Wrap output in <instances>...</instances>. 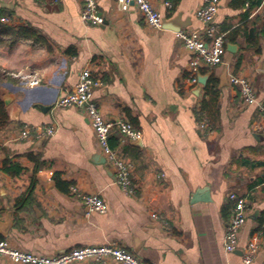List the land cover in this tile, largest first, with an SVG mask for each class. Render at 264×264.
I'll return each instance as SVG.
<instances>
[{
	"label": "crops",
	"instance_id": "1",
	"mask_svg": "<svg viewBox=\"0 0 264 264\" xmlns=\"http://www.w3.org/2000/svg\"><path fill=\"white\" fill-rule=\"evenodd\" d=\"M152 1L172 27L151 28L134 3L122 10L115 0H97L102 25L82 21L81 0H0L26 33L11 52L0 49V93L11 97L0 130V238L48 256L111 243L147 264H264V128L258 104H245L228 81L231 73L248 77L264 101V0L220 1L224 63L202 69L206 84L194 86L186 82L191 53L176 32L201 27L196 10L205 0ZM85 68L99 83L93 98L105 117L141 133L135 141L118 132L110 138L131 165L133 193L116 183L86 114L55 106ZM33 126H53L54 134L12 140ZM6 159L26 169L12 176ZM73 185L98 194L105 212L85 206ZM233 192L249 213L228 252ZM251 241L258 250L248 263ZM0 264L13 263L0 257Z\"/></svg>",
	"mask_w": 264,
	"mask_h": 264
},
{
	"label": "built area",
	"instance_id": "2",
	"mask_svg": "<svg viewBox=\"0 0 264 264\" xmlns=\"http://www.w3.org/2000/svg\"><path fill=\"white\" fill-rule=\"evenodd\" d=\"M221 0H205V3L197 8L196 17L201 22L199 29L180 30L176 37L183 41L185 47L191 53L186 82L190 86L199 83V75L202 69H213L224 63L225 35L218 31L216 17ZM81 19L86 24L102 25L105 17L98 10L97 0H81ZM122 10H127L132 3L143 14L147 25L154 29H162L163 17L153 4L152 0H115ZM167 7H172L171 0H165ZM3 23L13 24V20L4 16ZM20 78V74L18 75ZM24 77V76H22ZM26 78V77H25ZM231 85L236 86L247 105L258 104L260 114V127L264 128V101L258 102L256 88L252 81L244 76L231 73L228 76ZM32 83L37 80L32 79ZM98 81L92 75L90 69L85 68L80 72L79 80L71 92L60 97L56 102L57 107H76L82 110L88 117L96 134L101 153L105 157L106 164L114 171L115 181L127 193H133L132 168L117 147L110 143L111 135L120 133L123 139L133 141L141 138L139 130L125 120H112L105 117L98 102L93 98V91L98 86ZM54 134L53 126H33L19 130L12 140H20L35 136L45 138ZM71 190L89 209L105 212L106 206L98 194H86L73 185ZM229 198L234 202L232 213L226 225L224 247L228 252H233L238 247L239 235L248 218V205L245 198L236 193H230ZM258 250V244L251 241L245 250L243 259L251 262ZM0 257L13 264H80L95 262L96 264H108L113 261L119 264H147L131 251L115 244L81 246L71 248L56 255H41L23 250L8 239H0Z\"/></svg>",
	"mask_w": 264,
	"mask_h": 264
},
{
	"label": "trees",
	"instance_id": "3",
	"mask_svg": "<svg viewBox=\"0 0 264 264\" xmlns=\"http://www.w3.org/2000/svg\"><path fill=\"white\" fill-rule=\"evenodd\" d=\"M246 1V0H244ZM6 15V11L0 9V45L7 44L13 47L20 40V24H7L1 21V18ZM24 33V32H22ZM26 35V33H24ZM205 93L212 95V99L217 96V91L215 90V83L210 82L205 87ZM204 106L200 113L203 115ZM9 112L8 107L5 105L2 94L0 93V130L2 127L9 123ZM112 146L117 145V141L111 144ZM33 158L32 155H29ZM34 159V158H33ZM4 171L12 176H19L26 167L21 163L13 162L10 159L4 161ZM54 180L58 182L61 181V175L59 172L54 173ZM234 205V202H233ZM1 239V238H0Z\"/></svg>",
	"mask_w": 264,
	"mask_h": 264
},
{
	"label": "water",
	"instance_id": "4",
	"mask_svg": "<svg viewBox=\"0 0 264 264\" xmlns=\"http://www.w3.org/2000/svg\"><path fill=\"white\" fill-rule=\"evenodd\" d=\"M107 22V17H105V21H104V24ZM172 27L170 21H164L163 24H162V28H170ZM230 47V49L232 48L231 46H234V45H228ZM199 81L201 84H206V81H207V76H202L200 75L199 76ZM10 99L11 97L10 96H6L3 98L4 100V103L5 105H9L10 104Z\"/></svg>",
	"mask_w": 264,
	"mask_h": 264
},
{
	"label": "rangeland",
	"instance_id": "5",
	"mask_svg": "<svg viewBox=\"0 0 264 264\" xmlns=\"http://www.w3.org/2000/svg\"><path fill=\"white\" fill-rule=\"evenodd\" d=\"M15 47V45L13 46V47H10L9 45H7V44H4V45H0V49L2 48L4 51L6 50V51H8V53H9V51L11 52L12 51V49ZM9 55H11V54H9ZM11 57H13V56H11ZM10 56L8 57V58H11ZM18 73V72H17ZM11 73V72H9V75H14V76H17L18 77V75L20 74V73Z\"/></svg>",
	"mask_w": 264,
	"mask_h": 264
}]
</instances>
